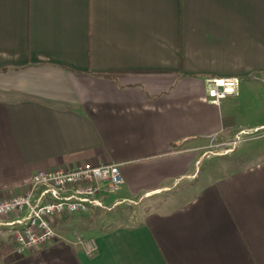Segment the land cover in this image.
<instances>
[{
  "label": "crops",
  "instance_id": "obj_1",
  "mask_svg": "<svg viewBox=\"0 0 264 264\" xmlns=\"http://www.w3.org/2000/svg\"><path fill=\"white\" fill-rule=\"evenodd\" d=\"M206 77L241 85L214 105ZM263 128L264 0H0V200L116 163L89 214L133 207L21 255L8 232L0 264H264V135L243 139Z\"/></svg>",
  "mask_w": 264,
  "mask_h": 264
},
{
  "label": "built area",
  "instance_id": "obj_2",
  "mask_svg": "<svg viewBox=\"0 0 264 264\" xmlns=\"http://www.w3.org/2000/svg\"><path fill=\"white\" fill-rule=\"evenodd\" d=\"M203 85L207 100L218 105L238 93L241 80L206 77ZM255 132L264 135V128ZM123 182L120 165L116 163H83L72 170H39L31 176L23 193L0 200V228L11 234L17 254L38 251L60 239L52 228L59 217L85 214L92 209L111 210L105 199L119 192ZM12 214L21 216L5 219ZM73 245L88 257L98 249L94 238L83 236H77Z\"/></svg>",
  "mask_w": 264,
  "mask_h": 264
},
{
  "label": "rangeland",
  "instance_id": "obj_3",
  "mask_svg": "<svg viewBox=\"0 0 264 264\" xmlns=\"http://www.w3.org/2000/svg\"><path fill=\"white\" fill-rule=\"evenodd\" d=\"M262 133H247L246 135L243 136V139H253L255 137H259V135H261ZM261 141H253V142H245L244 144H242L240 146V148L238 150H236V152L234 153V155L232 156L233 158H237V157H241V156H248L250 155L252 152H254L257 147L258 144ZM256 146V147H255ZM217 160L216 159H212L211 161H208L202 169V172H206L208 168H210V166L216 164ZM226 161L225 158L224 160H221V162ZM133 207L131 206H122L120 207L118 210L114 211V212H109V213H105L102 211H97L96 214L94 215H90L89 213H85V214H74V215H63L60 218V220L57 223L52 224V228L54 231H61L63 230V236H67L69 235H73L74 237L76 235H83L86 234L87 229L89 226L93 225L94 221L96 220V222H103L106 223L109 221V219H112L113 217L116 218H122V221L126 222V213H129L130 210ZM10 236V234L8 233V231L6 229H1L0 230V241H6L7 238Z\"/></svg>",
  "mask_w": 264,
  "mask_h": 264
},
{
  "label": "trees",
  "instance_id": "obj_4",
  "mask_svg": "<svg viewBox=\"0 0 264 264\" xmlns=\"http://www.w3.org/2000/svg\"><path fill=\"white\" fill-rule=\"evenodd\" d=\"M4 252L3 248L0 247V255Z\"/></svg>",
  "mask_w": 264,
  "mask_h": 264
}]
</instances>
